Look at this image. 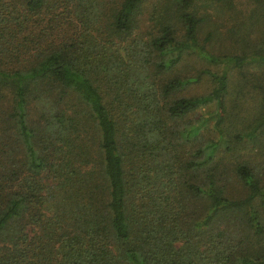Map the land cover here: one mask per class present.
Masks as SVG:
<instances>
[{
  "label": "trees",
  "instance_id": "obj_1",
  "mask_svg": "<svg viewBox=\"0 0 264 264\" xmlns=\"http://www.w3.org/2000/svg\"><path fill=\"white\" fill-rule=\"evenodd\" d=\"M201 7L0 0V264H264V28Z\"/></svg>",
  "mask_w": 264,
  "mask_h": 264
},
{
  "label": "rangeland",
  "instance_id": "obj_2",
  "mask_svg": "<svg viewBox=\"0 0 264 264\" xmlns=\"http://www.w3.org/2000/svg\"><path fill=\"white\" fill-rule=\"evenodd\" d=\"M202 4L204 10L201 7V14L206 16L204 21V31L211 30L212 35L210 39L206 42L207 48L209 51L215 53H221L222 51L230 52L233 49L237 50L239 42L237 37L230 38L229 29L232 26V30L236 25H238L240 32L242 31L241 25L244 24L247 26L246 38H254L256 40L260 39V34L264 28V15L260 16L257 12V18H249L250 10L254 7L252 0H233V8L231 10L226 9H216L215 7H209L208 0H196ZM261 11L260 9H258ZM262 13V12H261ZM250 24L251 27L248 25ZM201 38V36H200ZM218 68L219 65H214L206 61L201 55H185L182 61L178 64L176 68L180 70L181 73L186 72L187 74H195L199 68ZM238 73H235V75ZM205 79L202 78L196 82H193L189 88L185 91L187 93H200L206 90ZM247 87V86H246ZM241 97H248L246 89H243V92L239 93ZM246 98H243L246 100ZM249 101V100H248Z\"/></svg>",
  "mask_w": 264,
  "mask_h": 264
}]
</instances>
